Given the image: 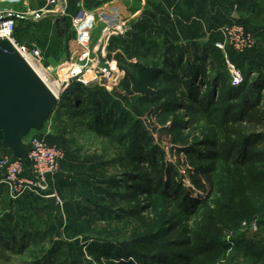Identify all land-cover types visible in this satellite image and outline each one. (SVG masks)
Returning a JSON list of instances; mask_svg holds the SVG:
<instances>
[{"label":"rangeland","instance_id":"rangeland-1","mask_svg":"<svg viewBox=\"0 0 264 264\" xmlns=\"http://www.w3.org/2000/svg\"><path fill=\"white\" fill-rule=\"evenodd\" d=\"M123 4L81 0L58 16L40 12L44 0L7 6L16 14L17 41L41 50L60 103L40 131L64 156L49 181L55 210L45 198H14L0 171V264H118L121 252L161 264L159 257L180 251L173 244L187 226L204 237L224 232L213 264H256L242 248L264 245V223L257 231L241 225L264 222V200L254 214L222 221L230 206L255 202L253 164L210 153L264 132V0L199 3L192 13L201 18L208 8L204 24L193 19L177 28L126 21ZM230 23L243 26L251 47L234 48L223 31ZM246 103L256 106L231 122L241 110H227ZM255 149L264 170V143Z\"/></svg>","mask_w":264,"mask_h":264},{"label":"built area","instance_id":"built-area-1","mask_svg":"<svg viewBox=\"0 0 264 264\" xmlns=\"http://www.w3.org/2000/svg\"><path fill=\"white\" fill-rule=\"evenodd\" d=\"M24 1L0 0V40L9 42L27 63L30 61L34 64L42 74L44 81H46L44 75L46 69L44 68L41 50L36 45L28 47L17 41L15 36L16 14L7 8L9 5L24 3ZM60 4H63V0H44V6L40 9V12L48 11L49 7L53 8ZM74 22H82L81 12L75 17ZM223 31L236 50L242 52L251 47V37L245 34L242 25L237 23L226 24ZM80 45L84 49L87 48L85 41H81ZM45 134L30 137L28 143H26V156L24 159L14 157L10 151L0 152V171L3 173L1 182L14 198L28 195L47 199L49 196H56L50 191L49 180L58 172L64 153L56 145L48 143L45 140ZM56 204H59L58 199ZM241 226L244 229L257 231L259 225L256 219L253 218L250 221H243Z\"/></svg>","mask_w":264,"mask_h":264},{"label":"trees","instance_id":"trees-1","mask_svg":"<svg viewBox=\"0 0 264 264\" xmlns=\"http://www.w3.org/2000/svg\"><path fill=\"white\" fill-rule=\"evenodd\" d=\"M16 34L17 27L15 36ZM235 96L237 95L235 94L233 97L235 98ZM59 103L60 101H57L56 107H58ZM255 106L256 104L254 103H246L243 105V108H241L242 106L238 104L232 105L231 109L227 110V113H229L230 110H241V114L231 115V117H229L230 121L238 124L241 123L245 120V116L247 115L248 111L253 109ZM241 138L242 143H237L235 141L230 145L221 144L219 146H216V144L214 143L216 148L218 149L215 150L214 153H210V155H213L214 158H219L222 160H229L231 158L235 159V157H243L245 164H253L252 174L253 177L256 178V180L252 184L253 190L250 191V194H252V196L250 197L256 198L255 202L252 203V200L249 201L245 210H241L239 207L242 206L240 205L230 206L229 211H227L225 218L222 220L225 224H228L231 219L241 218L245 215L254 214V212L258 210L260 202L264 200V170H262L260 167L263 163V153L255 149L258 143H264V132H248V134L246 135H241ZM3 151L8 150L3 149ZM146 180L147 185H145L146 187L144 188L145 190H149L150 185L148 184L150 183V181L149 179ZM254 184L256 187L254 186ZM132 187L135 191H139V187L137 185H134ZM212 188L213 181H210L208 192L211 193V191L213 190ZM198 200L199 198L191 199V205L188 208V214L192 215L195 213L197 204L200 203L198 202ZM256 221L260 227L261 224L264 223H259L258 220ZM173 226L176 227L178 226V224L175 222ZM181 230L183 233V237L179 238L181 240L177 243H174L175 245L173 244V248H178L180 249V251L177 253L159 257L157 262L161 264H213L216 259V253L213 252V247L217 244L218 239L224 234V232L222 230H213L209 236L207 235L204 237L202 235H197L195 232L191 231L188 226L183 227V229ZM209 231H211V229H209L208 232ZM242 252L245 258L252 260L254 263L264 264V245H260L258 241H246L243 245ZM121 253L122 254L117 258L119 260L118 264H139L137 261H135L131 254L125 252Z\"/></svg>","mask_w":264,"mask_h":264},{"label":"water","instance_id":"water-1","mask_svg":"<svg viewBox=\"0 0 264 264\" xmlns=\"http://www.w3.org/2000/svg\"><path fill=\"white\" fill-rule=\"evenodd\" d=\"M57 101L25 59L9 42L0 40V149L24 159V138L31 130L44 127ZM47 201L55 210L56 196Z\"/></svg>","mask_w":264,"mask_h":264},{"label":"crops","instance_id":"crops-1","mask_svg":"<svg viewBox=\"0 0 264 264\" xmlns=\"http://www.w3.org/2000/svg\"><path fill=\"white\" fill-rule=\"evenodd\" d=\"M124 1V11L126 12V21L133 20L132 17L139 22L147 21L148 19H153L154 22L164 24L168 21L173 24L176 28L178 27L177 23H190L193 19L197 23L204 22L205 11L208 9H203V15L201 18L195 17V14L192 11L197 7L199 3L203 4L202 6L208 7L209 0H123ZM189 2H192L189 4ZM81 3V0H63V4L57 5L45 11L47 15L58 16L66 14L68 8L72 5L76 6ZM43 7V6H42ZM191 12L190 19L185 17V14ZM183 13V15H182ZM131 15V18H130ZM186 18V21L185 19ZM151 21V20H150ZM204 24V23H203ZM202 24V25H203ZM130 28V26H128ZM35 135L45 134L44 129L38 131ZM46 199V198H45ZM47 200V199H46Z\"/></svg>","mask_w":264,"mask_h":264},{"label":"bare ground","instance_id":"bare-ground-1","mask_svg":"<svg viewBox=\"0 0 264 264\" xmlns=\"http://www.w3.org/2000/svg\"><path fill=\"white\" fill-rule=\"evenodd\" d=\"M29 65L31 66V68L36 72V74L40 77V79L46 84V86L50 89V91L56 96L55 92L53 91V89L46 83V81H44L42 74L38 71V69L34 66V64H32L30 61H28ZM57 97V96H56Z\"/></svg>","mask_w":264,"mask_h":264}]
</instances>
